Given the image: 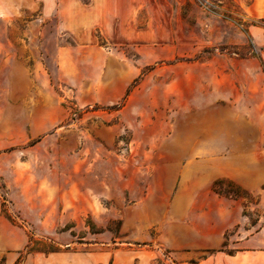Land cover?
Returning a JSON list of instances; mask_svg holds the SVG:
<instances>
[{
    "label": "rangeland",
    "instance_id": "374dc122",
    "mask_svg": "<svg viewBox=\"0 0 264 264\" xmlns=\"http://www.w3.org/2000/svg\"><path fill=\"white\" fill-rule=\"evenodd\" d=\"M141 1L0 0V264H264V1Z\"/></svg>",
    "mask_w": 264,
    "mask_h": 264
},
{
    "label": "crops",
    "instance_id": "0c3cea01",
    "mask_svg": "<svg viewBox=\"0 0 264 264\" xmlns=\"http://www.w3.org/2000/svg\"><path fill=\"white\" fill-rule=\"evenodd\" d=\"M92 4L89 5H80L78 6V0H66V4L74 2L72 8H75L80 13H86V18L88 21L98 20V25H100L101 30L104 32L106 36H111L110 39L112 42L117 44H143L148 42L150 38L147 35L150 34H164V35H172L181 33L180 30H175L170 27L171 25H167L164 21V25H159L155 27L153 25L154 16L153 14L148 15V19L146 25L144 27H137L135 23L136 12L141 8H148L150 11V6L145 5L141 0H133L131 2L127 0H91ZM123 2L129 4V6L122 7V10L117 13V8L120 7L117 3ZM264 0H256V2H261ZM106 3L107 6L105 5ZM109 4H111L112 12H108L110 9ZM262 13L259 17L264 18V4L262 6ZM172 9V8H171ZM124 10V12H122ZM117 14V15H116ZM110 16L112 22L109 23L107 21V17ZM169 17V16H168ZM77 22L82 21V16H80ZM76 27L73 29L75 30ZM73 30V31H74ZM125 33H132L133 37L128 39H117L116 35H121ZM148 37V38H147Z\"/></svg>",
    "mask_w": 264,
    "mask_h": 264
},
{
    "label": "trees",
    "instance_id": "16d2710c",
    "mask_svg": "<svg viewBox=\"0 0 264 264\" xmlns=\"http://www.w3.org/2000/svg\"><path fill=\"white\" fill-rule=\"evenodd\" d=\"M41 243L42 242H37L33 241L32 239H29L28 244L24 249V251H26V255L28 256L33 253L50 254L59 252V249L55 246ZM23 259L24 257L21 255L17 263L21 262Z\"/></svg>",
    "mask_w": 264,
    "mask_h": 264
}]
</instances>
